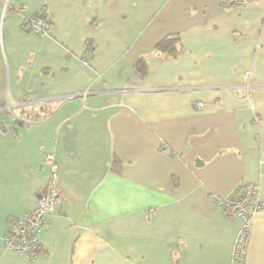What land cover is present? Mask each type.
Segmentation results:
<instances>
[{
    "label": "crops",
    "instance_id": "crops-1",
    "mask_svg": "<svg viewBox=\"0 0 264 264\" xmlns=\"http://www.w3.org/2000/svg\"><path fill=\"white\" fill-rule=\"evenodd\" d=\"M42 8L48 32L22 29ZM171 34L176 54L157 50ZM46 152L62 197L28 259L2 236ZM261 160L263 0H0V264H264V211L232 262L240 219L212 199L255 183L264 200Z\"/></svg>",
    "mask_w": 264,
    "mask_h": 264
},
{
    "label": "built area",
    "instance_id": "built-area-1",
    "mask_svg": "<svg viewBox=\"0 0 264 264\" xmlns=\"http://www.w3.org/2000/svg\"><path fill=\"white\" fill-rule=\"evenodd\" d=\"M216 1L220 6L228 7L244 5L255 0ZM49 25L50 19L44 8L35 14L25 16L20 24L22 29H27L40 35L48 32ZM251 75L252 71L248 69L244 72L243 77L244 83H246L245 98L253 109L254 105L250 96L252 89V84L250 83ZM195 107L201 109L203 103L197 101ZM44 161L48 165V178L37 196L35 207L20 217L11 218L2 236V241L8 249L18 251L28 259H33L42 251L39 240L40 234L49 223L56 203L61 198V190L56 183L58 168L53 152H46L44 154ZM261 163L264 166V160H261ZM212 199L227 218L238 217L240 219V226L233 240L231 261L241 262L246 252L251 218L254 214L264 211V200L260 198L259 186L255 183H245L237 195L226 196L215 194L212 195Z\"/></svg>",
    "mask_w": 264,
    "mask_h": 264
},
{
    "label": "trees",
    "instance_id": "trees-1",
    "mask_svg": "<svg viewBox=\"0 0 264 264\" xmlns=\"http://www.w3.org/2000/svg\"><path fill=\"white\" fill-rule=\"evenodd\" d=\"M24 30H27V29H24ZM177 42H178V36H177V34H171L169 36H166V37L162 38L160 41H158L156 43L155 48L157 50L163 51V52H165L167 54L174 55L178 51L177 50L178 49ZM90 48H91V46L88 45V49H90ZM140 63H142V62L139 60L137 62V64H136V66L139 67L140 66ZM113 163L116 166L120 165L118 159H114ZM171 181H172V184L174 186H177L179 184V181L175 177H171ZM241 190H242V188L241 189H237L236 191H234L231 194L226 195V196H234V195H237L238 193H240Z\"/></svg>",
    "mask_w": 264,
    "mask_h": 264
},
{
    "label": "clouds",
    "instance_id": "clouds-1",
    "mask_svg": "<svg viewBox=\"0 0 264 264\" xmlns=\"http://www.w3.org/2000/svg\"><path fill=\"white\" fill-rule=\"evenodd\" d=\"M61 197H62V194H61ZM60 199H61V198H60ZM59 201H60V200H59ZM59 201H58V202H59ZM58 202H57V203H58ZM57 203H56V204H57ZM34 207H35V206H34ZM55 208H56V207H55ZM40 245H41V244H40Z\"/></svg>",
    "mask_w": 264,
    "mask_h": 264
}]
</instances>
